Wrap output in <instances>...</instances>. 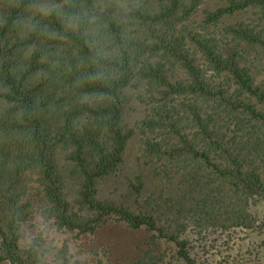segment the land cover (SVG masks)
<instances>
[{
	"label": "trees",
	"instance_id": "1",
	"mask_svg": "<svg viewBox=\"0 0 264 264\" xmlns=\"http://www.w3.org/2000/svg\"><path fill=\"white\" fill-rule=\"evenodd\" d=\"M262 62L264 0H0V264H81L25 234L37 217L78 236L125 222L156 245L166 223L173 241L263 229ZM135 141L185 196L139 201L143 174L127 200L99 198Z\"/></svg>",
	"mask_w": 264,
	"mask_h": 264
},
{
	"label": "rangeland",
	"instance_id": "2",
	"mask_svg": "<svg viewBox=\"0 0 264 264\" xmlns=\"http://www.w3.org/2000/svg\"><path fill=\"white\" fill-rule=\"evenodd\" d=\"M248 16L243 19H247ZM254 72L257 76L261 75L260 81L264 79V63H259ZM135 108H139V113L144 112L138 105L132 106L131 110ZM133 115L134 122L136 115L132 113ZM131 147L133 148L128 153L127 163L122 166L121 172L101 182L99 186L101 200H111L113 197L127 200V196L139 184L136 177L143 174L146 177L143 179L145 186L138 195L141 202L153 194L159 198L172 196L176 199L186 195L187 186L184 187L182 184L185 180L183 177L176 176L172 181L155 177L152 169L145 166L143 161H139L140 144L135 141ZM38 178L36 175L34 183H29L26 179L28 187H38ZM33 191L31 190L30 196L33 195ZM34 200L36 203V197ZM162 202L164 201L158 200L159 204ZM166 209L173 210L170 203L164 207V210ZM256 213L260 217L258 222L260 225L264 221V207L256 209ZM26 229V235L35 237L38 236V232L43 231L47 248L57 246L61 248L60 250L65 249L68 253L67 258L73 256L72 263L79 261L81 264H264V228L236 229L226 233L217 228L202 231L190 225L185 234L173 241L171 238L180 228L173 224L169 229V224L166 223L167 238L159 240L157 238V245L153 242V236L160 235L156 230L145 227L136 230L125 222L111 220L94 234L82 236H78V233H61L38 217L26 224ZM149 250H152L150 256Z\"/></svg>",
	"mask_w": 264,
	"mask_h": 264
},
{
	"label": "clouds",
	"instance_id": "3",
	"mask_svg": "<svg viewBox=\"0 0 264 264\" xmlns=\"http://www.w3.org/2000/svg\"><path fill=\"white\" fill-rule=\"evenodd\" d=\"M57 9H58V6H52V7H44V6H42L40 8V12L42 14L47 15V14H51V12H53V11H57Z\"/></svg>",
	"mask_w": 264,
	"mask_h": 264
}]
</instances>
